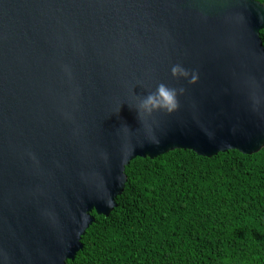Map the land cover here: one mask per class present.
I'll use <instances>...</instances> for the list:
<instances>
[{
	"label": "water",
	"instance_id": "water-1",
	"mask_svg": "<svg viewBox=\"0 0 264 264\" xmlns=\"http://www.w3.org/2000/svg\"><path fill=\"white\" fill-rule=\"evenodd\" d=\"M263 29L257 0H0V264L75 260L138 157L264 148ZM161 83L148 144L129 104Z\"/></svg>",
	"mask_w": 264,
	"mask_h": 264
},
{
	"label": "trees",
	"instance_id": "trees-1",
	"mask_svg": "<svg viewBox=\"0 0 264 264\" xmlns=\"http://www.w3.org/2000/svg\"><path fill=\"white\" fill-rule=\"evenodd\" d=\"M126 173L118 206L94 211L67 264H264V148L211 158L176 149Z\"/></svg>",
	"mask_w": 264,
	"mask_h": 264
},
{
	"label": "clouds",
	"instance_id": "clouds-1",
	"mask_svg": "<svg viewBox=\"0 0 264 264\" xmlns=\"http://www.w3.org/2000/svg\"><path fill=\"white\" fill-rule=\"evenodd\" d=\"M66 71L71 72L66 68ZM172 75L177 79H189L190 82L195 79V74L191 70L185 68L181 64L172 67ZM184 88L169 87L161 83L154 91H149L147 95H134V103H130L129 107L137 114V119L144 128L147 129L148 135L143 138L148 144H158L159 139L155 136L157 125L155 121L150 122V118L159 112L172 114L180 107L179 97L184 94ZM123 104L119 107V112ZM155 123L156 127L153 126ZM127 135L132 137V129L125 123L121 126ZM144 146L143 144H134L133 147Z\"/></svg>",
	"mask_w": 264,
	"mask_h": 264
}]
</instances>
